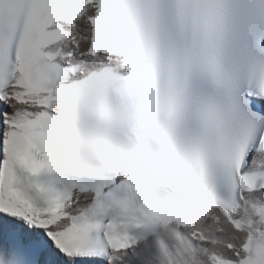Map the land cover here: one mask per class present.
Instances as JSON below:
<instances>
[{"label":"snow or ice","instance_id":"1","mask_svg":"<svg viewBox=\"0 0 264 264\" xmlns=\"http://www.w3.org/2000/svg\"><path fill=\"white\" fill-rule=\"evenodd\" d=\"M0 264H264V0H0Z\"/></svg>","mask_w":264,"mask_h":264}]
</instances>
